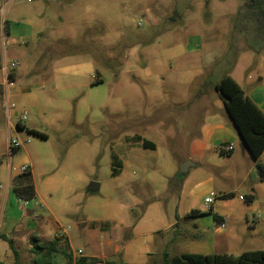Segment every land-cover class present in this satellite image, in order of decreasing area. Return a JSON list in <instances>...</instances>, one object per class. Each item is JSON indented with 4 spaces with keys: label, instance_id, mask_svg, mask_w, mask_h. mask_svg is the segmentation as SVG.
Returning a JSON list of instances; mask_svg holds the SVG:
<instances>
[{
    "label": "rangeland",
    "instance_id": "374dc122",
    "mask_svg": "<svg viewBox=\"0 0 264 264\" xmlns=\"http://www.w3.org/2000/svg\"><path fill=\"white\" fill-rule=\"evenodd\" d=\"M9 20L33 30L10 37ZM0 54L19 75L10 124L0 95V264L15 263L2 235L22 264L35 258L33 235L62 236L58 247L72 257L58 253V264L75 263L78 250L95 264L264 250V183L243 181L253 157L201 138L209 123L235 130L214 88L224 75L264 96V0H0ZM22 111L46 139L17 128ZM11 138L29 142L10 156ZM185 162L192 167L180 173ZM10 165L30 167L32 198L19 201L21 173ZM211 178L221 191H210Z\"/></svg>",
    "mask_w": 264,
    "mask_h": 264
},
{
    "label": "trees",
    "instance_id": "16d2710c",
    "mask_svg": "<svg viewBox=\"0 0 264 264\" xmlns=\"http://www.w3.org/2000/svg\"><path fill=\"white\" fill-rule=\"evenodd\" d=\"M9 23L4 22V32L8 33ZM10 77L14 78V69L10 73ZM215 90L220 94L223 99L225 109L230 117L232 125L238 133L241 142L244 143L248 152L253 159L257 160L256 169L261 181H264V162L259 161L264 152V111L261 110L256 103L244 92L238 82L230 75H224L218 83L214 86ZM2 89H0L1 92ZM18 129H27L30 134L46 139V134L26 128L25 124H21L17 121ZM143 148H153L154 145L144 140L142 142ZM17 150H14L16 152ZM222 152V151H221ZM224 154V152H222ZM112 176H116L120 172L121 164L114 156L112 161ZM13 190L20 198H32L35 195V188L32 181L30 170L19 175V179H16L13 184ZM225 196H233V194H227ZM254 200V195H250L249 201ZM210 212L212 210L210 209ZM197 211H192L191 214H197ZM214 218L217 222H220V218L214 214ZM179 220V218H178ZM178 223L176 224V226ZM2 238L8 241L9 246L15 256L14 264H22L20 259V253L15 248L13 240L7 236L2 235ZM62 238L61 235L57 236L53 241L49 243H42L36 235H33L30 239L31 252L35 255L32 264H58L57 254L62 253L69 258L72 257V253H66L64 250H60L58 247V241ZM99 263V260L95 257H79L73 264H95ZM67 264H72L68 262ZM160 264H264V250H252L245 251L239 256L230 254H181L174 258H166Z\"/></svg>",
    "mask_w": 264,
    "mask_h": 264
},
{
    "label": "crops",
    "instance_id": "0c3cea01",
    "mask_svg": "<svg viewBox=\"0 0 264 264\" xmlns=\"http://www.w3.org/2000/svg\"><path fill=\"white\" fill-rule=\"evenodd\" d=\"M8 23H9V31H8L7 34L10 37L11 36L15 37L18 34L25 36V35L30 34L31 31L33 30L32 26L30 24H27V25H23L22 24L20 26V29H19V25L16 24V27H15V25H13L12 20H9ZM2 26H3V31H4V23L2 24ZM195 49L199 50L200 47H197ZM6 60H7L6 55L5 54H3V55L0 54V68L2 66H4V63L6 62ZM0 76H1V73H0ZM18 78H19L18 69L15 68L14 69V78H13L14 86H15V83L18 81ZM0 89L3 90L2 87H0ZM10 89L11 88H9V90ZM2 90L0 92V95L2 94ZM247 95L256 103V105L261 110L264 111V96L262 94H260V93H258L256 91V92H252L251 94H247ZM13 116L15 117V113L13 114ZM16 124H17V121H16ZM201 138L206 144L214 147L215 149H217V148L220 149L221 145L231 144L233 146V150L231 152H233L235 150L236 145H238V144L240 145V143H241V140H240V137H239L238 133L235 130L232 129L231 125H229V124L225 125V124H222L220 122L214 124L213 126L210 123L202 126V128H201ZM128 151H129L130 156L132 157V160H133V158L136 156V154H135V151L133 150V148L130 145L128 147ZM231 152H229V153H231ZM246 152H248V150L245 147L244 154ZM189 159H192V157L189 156ZM259 161L264 162V152H263L262 156L260 157ZM138 163H140L141 166L146 167V164H145V162L143 160H141ZM256 164H257V160L253 159L250 171L243 178V181H247L248 179H251V181L254 183V189H252V190H258V186H260L258 184H263L264 183L263 181L260 180V177H259L258 173H257L258 177L256 179L252 177V172L254 170L257 172ZM125 167L126 166L124 164V169L121 171L122 172L121 175L127 182H130L131 179H133L132 178V174L130 172H128V168H125ZM189 167H192V165H190ZM210 181H212L211 182L212 183V187L210 188V191H214V190L221 191L220 190L221 188H218V187L213 185V178H211ZM210 209L213 210L212 207ZM217 216L220 218L221 222L226 223L227 219L225 217H222V215H217Z\"/></svg>",
    "mask_w": 264,
    "mask_h": 264
},
{
    "label": "built area",
    "instance_id": "2783aa9c",
    "mask_svg": "<svg viewBox=\"0 0 264 264\" xmlns=\"http://www.w3.org/2000/svg\"><path fill=\"white\" fill-rule=\"evenodd\" d=\"M29 1H34V0H29ZM18 65L17 61H6L4 63V66L0 68V87L3 88L2 93L3 96L5 97V102H4V110L8 119V122L10 124V119L12 117V111L15 108V105L13 103L9 102V95H8V90L9 88H12L14 86V81L10 77V73L13 69H15ZM27 115L28 113L26 111H22L21 114L15 113V117L18 118L17 121H19L21 124H24L27 121ZM25 142H29V139L27 141H21L18 138H11L8 142V150H9V155L11 156L13 154L14 150L20 149ZM220 150L224 153H229L233 150V146L231 144H225L220 146ZM10 170L11 173H24L30 170V167L28 165H22L21 167H13L10 165ZM242 201H244V197H240ZM20 201V200H19ZM213 201L212 198H206L205 203L206 205L211 204ZM220 224V228L224 229L225 228V223L224 222H218ZM83 251L78 250L77 252L74 253L75 256H82Z\"/></svg>",
    "mask_w": 264,
    "mask_h": 264
},
{
    "label": "water",
    "instance_id": "95a60500",
    "mask_svg": "<svg viewBox=\"0 0 264 264\" xmlns=\"http://www.w3.org/2000/svg\"><path fill=\"white\" fill-rule=\"evenodd\" d=\"M240 148L242 151L245 149V145L243 142L240 143ZM192 165L190 162H185L180 166V173H186L188 171V167ZM99 190V184L96 182H91L90 185L88 186V191L89 192H96ZM28 214L31 215L32 211H28Z\"/></svg>",
    "mask_w": 264,
    "mask_h": 264
}]
</instances>
